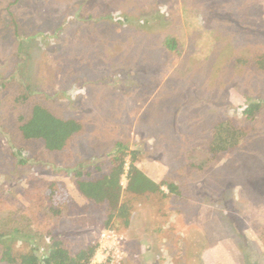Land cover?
Returning <instances> with one entry per match:
<instances>
[{
  "label": "rangeland",
  "instance_id": "rangeland-1",
  "mask_svg": "<svg viewBox=\"0 0 264 264\" xmlns=\"http://www.w3.org/2000/svg\"><path fill=\"white\" fill-rule=\"evenodd\" d=\"M263 65L264 0H0V217L26 214L75 250L98 243L104 213L73 170L106 165L121 141L178 192L163 185L166 196L133 201L130 224L113 229L119 264H264ZM252 102L261 113L242 124L238 147L206 171L188 167L186 150ZM35 103L83 125L63 150L15 133ZM53 181L72 197L58 216L46 198Z\"/></svg>",
  "mask_w": 264,
  "mask_h": 264
},
{
  "label": "trees",
  "instance_id": "trees-1",
  "mask_svg": "<svg viewBox=\"0 0 264 264\" xmlns=\"http://www.w3.org/2000/svg\"><path fill=\"white\" fill-rule=\"evenodd\" d=\"M162 44L179 53L178 39L167 35ZM242 62L241 58L236 63ZM264 66V65H263ZM27 95L17 97L25 101ZM260 102L249 103L242 110V118L223 119L211 127L209 137L186 150L187 165L196 171H206L218 165L222 157L235 150L246 135L242 124L255 121L261 113ZM82 124L74 118H63L42 103H35L28 113L17 116L15 133L22 140L41 141L48 151H61L82 130ZM105 162L91 163L84 170L80 164L74 168L73 177L79 194L95 210L104 213V229H114L117 221L125 226L131 222L133 201L140 195L159 193L166 196L163 185L173 194L178 187L173 182L157 183L136 165L138 152L121 141L113 145ZM129 157V161H127ZM25 163V159H21ZM126 176L124 187L122 178ZM46 198L51 215L58 216L62 208L72 202L63 185L53 181L47 189ZM44 238L46 248L39 246L36 238ZM97 243L80 246L77 250L69 245L64 236H56L51 230L40 232L26 214L9 212L0 217V264H90ZM100 264H109L103 262Z\"/></svg>",
  "mask_w": 264,
  "mask_h": 264
},
{
  "label": "built area",
  "instance_id": "built-area-1",
  "mask_svg": "<svg viewBox=\"0 0 264 264\" xmlns=\"http://www.w3.org/2000/svg\"><path fill=\"white\" fill-rule=\"evenodd\" d=\"M122 240L123 237L115 230L105 229L100 235L96 252L90 264H100L103 262L119 264L124 258Z\"/></svg>",
  "mask_w": 264,
  "mask_h": 264
}]
</instances>
